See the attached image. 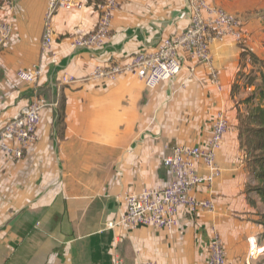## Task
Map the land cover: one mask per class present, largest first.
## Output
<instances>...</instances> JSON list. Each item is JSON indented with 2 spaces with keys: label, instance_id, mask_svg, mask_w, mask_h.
<instances>
[{
  "label": "crops",
  "instance_id": "obj_1",
  "mask_svg": "<svg viewBox=\"0 0 264 264\" xmlns=\"http://www.w3.org/2000/svg\"><path fill=\"white\" fill-rule=\"evenodd\" d=\"M6 1L0 21L12 33L0 50V128L37 96L45 106L36 141L22 157L0 154V264H205L214 229L227 263L246 264L247 238L261 240L264 229L256 213L262 205L244 192L251 169L240 149L232 95L241 44L213 42L211 66L186 57L175 78L152 90L131 75L91 84L85 79L96 67L123 65L185 28V0H117L107 44L89 51L69 45L94 31L106 0L59 10L51 19L58 65L48 67L41 47L47 0H14L12 9ZM208 1L242 12L235 0ZM252 28L263 27L246 25L245 45L260 57L264 49L256 47ZM40 64L46 70L34 82L17 80L19 71ZM63 75L76 82L61 85ZM220 116L229 124L216 152L220 178L191 192L211 201L213 211L182 208L172 229L118 225L126 196L162 187V159L174 147L204 148Z\"/></svg>",
  "mask_w": 264,
  "mask_h": 264
},
{
  "label": "built area",
  "instance_id": "obj_2",
  "mask_svg": "<svg viewBox=\"0 0 264 264\" xmlns=\"http://www.w3.org/2000/svg\"><path fill=\"white\" fill-rule=\"evenodd\" d=\"M14 0H7L6 6L13 8ZM189 22L176 34L162 39L148 52H138L123 65L112 64L93 69L85 82L98 84L114 82L120 76L131 75L144 84L147 89H155L164 82L175 78L182 70L186 57L201 64L211 66L210 47L213 42L230 38L241 44L243 40L240 16L226 12L211 4L208 0H185ZM84 7V0H47L41 47L48 53L47 67L58 65V55L52 51L53 32L51 19L59 11H75ZM118 8L117 0H106L100 7V16L94 31L74 37L70 42L73 50H94L104 47L109 39L111 19ZM12 33L8 21H0V50L10 39ZM46 70V65H34L27 71H19L16 78L20 82L32 83ZM215 80V74L212 73ZM61 85L69 86L76 79L69 75L61 76ZM45 102L40 97L22 108L0 128V154L20 159L23 152L37 138L41 122V110ZM229 130L228 121L218 117L210 126V135L204 148L174 147L169 156L162 159L167 181L162 187L143 189L139 194L130 193L125 198L124 213L118 225L129 229L151 227L172 229L177 226V214L180 209L213 211L211 201L197 200L191 192L198 186H210L220 178L221 169L216 161L218 151L225 134ZM116 224H111L113 228ZM246 264L264 257V244L255 236L247 238ZM140 264H154L141 262ZM205 264H228L221 239L212 230Z\"/></svg>",
  "mask_w": 264,
  "mask_h": 264
},
{
  "label": "trees",
  "instance_id": "obj_3",
  "mask_svg": "<svg viewBox=\"0 0 264 264\" xmlns=\"http://www.w3.org/2000/svg\"><path fill=\"white\" fill-rule=\"evenodd\" d=\"M251 58L253 64L260 60L257 71L259 85L254 93L238 103L244 110L237 109L236 119L240 149L244 152L245 160L251 169L244 192L246 195L253 194L264 207V57L257 59L252 55ZM235 89L234 82L232 94L235 93ZM58 119L61 120L62 116L59 115ZM250 203L254 204L251 200ZM261 218L264 219V213ZM262 221L264 223V220Z\"/></svg>",
  "mask_w": 264,
  "mask_h": 264
},
{
  "label": "rangeland",
  "instance_id": "obj_4",
  "mask_svg": "<svg viewBox=\"0 0 264 264\" xmlns=\"http://www.w3.org/2000/svg\"><path fill=\"white\" fill-rule=\"evenodd\" d=\"M2 0H0L1 2ZM237 4H239V7L242 8V12L239 11V13H236V15L240 16L243 20L242 25V31H243V40L241 43V59H242V67L239 73L237 74V77L235 79L236 89L233 91L234 94H232L236 98V109L244 110V107L238 103H240L244 98L251 95V93L255 92V89L259 85L258 75L257 71L260 67V60H256V62L253 64L251 56H255L257 59L263 58V52L260 57H257L250 49L247 47L246 40L245 39V26L248 24H251L253 26L261 25L263 28L259 30V28L255 31L256 28H252V36L257 43L258 50L261 48L264 49V0H235ZM244 44V45H243ZM252 84V85H251ZM243 112V111H242ZM237 115V113H236ZM238 124V122H237ZM249 179V178H248ZM254 204L255 202L252 201ZM253 204V205H254ZM264 207H258L256 208L257 216L259 217L258 221L263 226L264 229V223L261 218V215L263 214ZM261 240L260 243H263L262 240H264V230H262L261 233ZM258 240V239H257ZM258 241V242H259ZM251 264H264V257L258 258V260L251 261Z\"/></svg>",
  "mask_w": 264,
  "mask_h": 264
}]
</instances>
